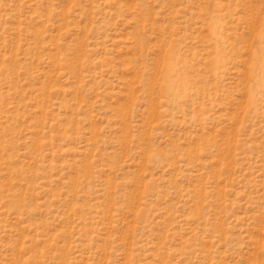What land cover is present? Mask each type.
I'll use <instances>...</instances> for the list:
<instances>
[{
  "label": "rangeland",
  "instance_id": "rangeland-1",
  "mask_svg": "<svg viewBox=\"0 0 264 264\" xmlns=\"http://www.w3.org/2000/svg\"><path fill=\"white\" fill-rule=\"evenodd\" d=\"M0 264H264V0H0Z\"/></svg>",
  "mask_w": 264,
  "mask_h": 264
}]
</instances>
